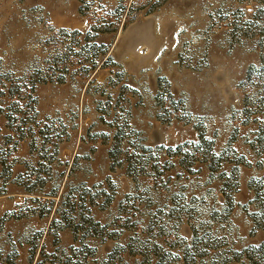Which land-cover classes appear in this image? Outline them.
I'll use <instances>...</instances> for the list:
<instances>
[{
	"label": "rangeland",
	"instance_id": "374dc122",
	"mask_svg": "<svg viewBox=\"0 0 264 264\" xmlns=\"http://www.w3.org/2000/svg\"><path fill=\"white\" fill-rule=\"evenodd\" d=\"M0 264H264V0H0Z\"/></svg>",
	"mask_w": 264,
	"mask_h": 264
}]
</instances>
